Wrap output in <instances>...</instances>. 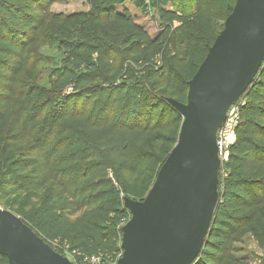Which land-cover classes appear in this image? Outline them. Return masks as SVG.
Masks as SVG:
<instances>
[{
	"label": "trees",
	"instance_id": "1",
	"mask_svg": "<svg viewBox=\"0 0 264 264\" xmlns=\"http://www.w3.org/2000/svg\"><path fill=\"white\" fill-rule=\"evenodd\" d=\"M51 1L0 0V202L22 197L16 213L45 241L62 238L78 264L86 255L106 264L122 253L131 216L122 194L146 197L178 139L182 115L170 100L186 102L189 80L223 29L213 32L204 7L226 6L228 16L235 0H184L182 10L165 8L168 0H131L156 10L155 38L127 8L117 11L127 0H93L84 15L106 31L85 33L72 21L58 63L42 68L43 55L33 53L52 37ZM236 104L241 122L192 264H252L233 254L246 235L264 251V64ZM0 264H8L1 253Z\"/></svg>",
	"mask_w": 264,
	"mask_h": 264
},
{
	"label": "water",
	"instance_id": "2",
	"mask_svg": "<svg viewBox=\"0 0 264 264\" xmlns=\"http://www.w3.org/2000/svg\"><path fill=\"white\" fill-rule=\"evenodd\" d=\"M264 35V0H236L224 28L188 82L178 139L143 200L123 225L115 264H192L208 234L218 197L216 132L227 109L255 78L252 53ZM0 253L8 264H70L15 214L0 208Z\"/></svg>",
	"mask_w": 264,
	"mask_h": 264
},
{
	"label": "rangeland",
	"instance_id": "3",
	"mask_svg": "<svg viewBox=\"0 0 264 264\" xmlns=\"http://www.w3.org/2000/svg\"><path fill=\"white\" fill-rule=\"evenodd\" d=\"M118 0H113V2H117ZM144 4H150V0H144ZM184 0H168L166 5L164 6L167 9H184L185 6H183ZM225 0H218V3ZM46 2V1H45ZM92 2L93 4L97 3L98 1L93 0H56L51 1L49 3V11L53 16V22L51 25V21L49 23L50 26H52L51 30L47 33H51L52 37L50 38L49 35L45 39L44 46L40 45L35 53V60L39 57V53L43 55L42 60L39 61V66L42 68H51L53 65L51 63H58L59 58H56L55 56L58 54V52L62 49L60 47V40L59 38L65 36L64 32L66 31V27L71 24V22H75V25L77 27V30H83L85 33L92 31L95 34H99L100 31L105 32L106 31V23H97L96 21H93V18L91 16H87L84 14H88L92 11ZM95 2V3H94ZM120 3V2H119ZM236 3V0H235ZM219 5V4H218ZM218 5H215L214 3H209L204 7V10L206 14L211 18L214 27L213 32H219L221 28H224V23L227 18V12H226V6H224V9L218 8ZM235 5V4H234ZM183 7V8H182ZM123 8H127L130 15L132 16L133 20L142 27V29L147 32V34L151 38H155L161 31L162 27H160V22L157 17L156 10L153 8L144 9L141 6H136V4L132 3L131 0L124 1L120 6L117 7V11L119 13L122 12ZM188 8L194 9V6H188ZM72 20L65 21V23L58 22L60 18H67L73 17ZM79 16V17H78ZM81 28V29H80ZM62 29V30H57ZM221 31V30H220ZM89 35L81 38H87ZM46 37V36H45ZM259 47L255 49L252 53V59L258 64L262 65L264 64V35L262 39L258 43ZM173 43L172 41L169 42L168 50L165 51V55L167 57L172 56L173 53ZM162 55L161 53L159 54ZM161 58V57H160ZM34 62V59L32 60V63ZM31 63V64H32ZM161 63V59H158V63ZM259 66V67H260ZM40 83H45L47 80L45 78H40ZM75 102L77 104L82 103V99H76ZM171 104H173V100H170ZM1 137V136H0ZM109 177L113 178V172L110 170ZM157 177V176H156ZM156 179V178H155ZM155 181V180H154ZM153 185V184H152ZM132 187V186H131ZM134 188V186H133ZM216 189L218 193V177H217V183H216ZM149 192V191H148ZM148 194V193H147ZM128 197V198H127ZM22 197L14 196L13 199H5L4 201L0 202V208L10 211L13 214H15L36 236L42 240L46 245L50 247V249L61 259L66 260L70 264H78L75 261L74 258V251L70 250V245H68L65 241L62 240V238L56 239L55 242H53V246L45 241L41 236H39L34 230H32L21 218V216L18 213L17 210L21 211V208L23 207V199H19ZM122 198L125 202V200L131 199L132 197L130 195L122 194ZM126 204V202H125ZM16 209V210H14ZM129 209L130 214H132V209ZM28 210H32V207H30ZM17 212V213H16ZM123 227V226H122ZM123 235V231H122ZM120 247L122 248V237L120 241ZM121 252V251H120ZM233 254L236 256H240L243 259L249 261L252 264H264V251L260 249L255 241L248 235L242 238L241 241H238L233 244ZM95 257V255H86L84 256L83 262L81 264H94L92 261V258Z\"/></svg>",
	"mask_w": 264,
	"mask_h": 264
},
{
	"label": "built area",
	"instance_id": "4",
	"mask_svg": "<svg viewBox=\"0 0 264 264\" xmlns=\"http://www.w3.org/2000/svg\"><path fill=\"white\" fill-rule=\"evenodd\" d=\"M241 122V116L239 111V105L232 104L226 111L225 118L216 132L215 145H216V157L219 161V168L222 170L224 163L226 162L230 147L235 142L236 130ZM123 253V250H122ZM122 253L114 261L106 264H115L122 256ZM94 264H103L99 257L92 258Z\"/></svg>",
	"mask_w": 264,
	"mask_h": 264
}]
</instances>
